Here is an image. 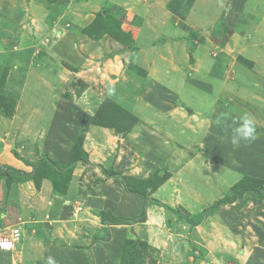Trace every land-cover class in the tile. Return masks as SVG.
I'll return each instance as SVG.
<instances>
[{
  "label": "crops",
  "instance_id": "crops-1",
  "mask_svg": "<svg viewBox=\"0 0 264 264\" xmlns=\"http://www.w3.org/2000/svg\"><path fill=\"white\" fill-rule=\"evenodd\" d=\"M106 3L127 11L124 25L133 32V48L125 53H130L131 63L146 73V85L160 100L144 103L138 112L134 111L138 123L132 133L125 138L119 135L122 144L115 141L119 148L115 163L119 168L113 164L114 171H123L120 168L124 165L121 155L127 151L125 143L132 142L131 135L135 133L136 141L139 137H146L148 128L154 121L158 125L162 116H171L170 119H179L193 127V136L206 133L210 137V133L205 132L209 123L204 118L212 115L230 138L231 130L240 118H224L218 101L251 115L256 120L257 138L264 143V132L256 123H264V0H0V21H5V25L0 23L2 150L6 141L17 147L16 151H22L21 156L26 159L31 154L29 152L36 151L38 156H47L63 167L69 164L78 138L84 135L81 147L87 154V162L75 163L63 191H54L51 180L46 178L40 180L39 190L31 179L19 184L23 189L27 186L36 192V197L27 203L35 209L34 213H41L38 216L43 228L54 225L56 234L62 229L58 225L77 227L71 229L78 234L69 231L72 236L63 229L66 242L59 240L57 245L42 248L38 258L42 264H47L49 256L56 264H120L123 241L128 238L130 229L140 235L137 230L143 231L148 222L149 212L146 211L143 222L110 224L111 220L132 219L140 215L143 201L141 197L127 193L119 178L107 177L99 170L88 168L89 163L102 164L100 151L95 149L100 143L97 136L109 132L91 122L104 98L100 94L103 89L93 83L106 76L102 70L98 77V44L104 40H94L74 30L87 27ZM128 5L132 7L125 8ZM245 11L253 13L257 21L245 25L242 33L233 31L222 46L210 38L212 27L218 21L233 30ZM134 20L139 22L137 27L132 24ZM124 25L123 33L126 32ZM202 30L206 31L200 34ZM191 42L193 49L188 50ZM91 47H95L94 52ZM180 62L183 64L181 68ZM79 82L85 85L84 89H80ZM7 85L15 88V96L4 93ZM182 110L188 112L187 118ZM177 141H184V138L178 136ZM252 147L247 151L239 148L235 151L239 154L234 153L235 158L240 160L241 167L249 166L246 171L249 175L264 179V164L256 168L259 157ZM37 154L33 158L38 157ZM226 154L224 157L228 159L233 153ZM4 157L12 160L5 154ZM250 166L255 168L250 170ZM218 196L221 194L202 193V205L193 202L192 214L208 208ZM42 198L44 204L41 207L38 200ZM54 198L60 199L61 203ZM18 199L25 204L24 199ZM77 200L84 202L81 214L74 213ZM107 212L112 218H103L106 221L103 225L101 218ZM249 212L237 200L219 206L214 215L204 218L191 230V246L180 252L177 264H220L209 249V244L212 245L210 239L216 234L220 241L214 242L213 247L220 254L235 258L240 264H264V217L260 221ZM237 220H249L251 230H246V235L241 234L242 228L238 230ZM76 221L83 226H77ZM232 225L234 228L230 229ZM184 227L189 230L188 224ZM103 228L110 233L107 241L91 243L90 238H83L84 235L103 233ZM198 233L204 243L199 241ZM232 238L234 247L222 245V240L227 242ZM200 246L202 249L198 250ZM198 253L211 262L194 257ZM17 254L18 260H24L28 255L27 243L21 245Z\"/></svg>",
  "mask_w": 264,
  "mask_h": 264
},
{
  "label": "rangeland",
  "instance_id": "rangeland-1",
  "mask_svg": "<svg viewBox=\"0 0 264 264\" xmlns=\"http://www.w3.org/2000/svg\"><path fill=\"white\" fill-rule=\"evenodd\" d=\"M112 5L111 3L102 5L101 12L106 10L115 20L124 25L126 23L127 11L121 7L116 5H113L116 6L113 7ZM131 7L132 5H128L125 8ZM102 14L105 15L104 12H102ZM52 17L53 16H50V19H52ZM256 21L257 17L253 13L245 11L239 20V24L237 27L235 26L233 30L218 21L214 27H212L213 30L210 33V38L214 39L217 44L224 45L233 31L242 33L245 29V25L255 23ZM0 23L5 25L3 19ZM138 23V20H134L132 24L136 25ZM115 24L116 23L110 25L106 24V28L109 31L115 32L117 29L114 26ZM118 24L117 27L120 26V29L117 31L116 35L118 38L125 41L122 42L119 39L118 41L117 38H111L108 37V35L98 40H104L102 43L98 44L100 61L98 77L101 76L102 70H104L106 76L104 78L102 77V79H98V81H93L96 87L103 89L100 93L101 96L104 95V103H102V108L99 111V115L95 117V121L104 124L107 123L109 127H105V129H108L110 133L106 131L101 133V137L97 136L100 143L96 144L98 146L95 149L98 152L100 151L99 158H101L102 164H88V168H93L96 171L99 170V167L103 168V166L106 167L105 170L107 171H114L111 168L113 164L116 168H119L115 163L119 151L115 141L117 140L120 142L119 144H122L121 141H119L121 139L120 136L125 138L128 134L132 133L135 125L138 123V116L134 111L138 112L140 106H143L144 103L150 101L160 102L158 96H155L154 92L149 89L150 87L146 85V73L140 72L131 63L130 53H125L129 51L128 49L133 48V44H131L132 39L125 36L123 37V27ZM124 27L126 30L125 33L130 34L129 36L133 35L128 25H124ZM74 31L77 32V30ZM204 31L206 30H202L200 34ZM214 35H216V37ZM112 43L115 44V47ZM192 46L193 42L190 43L189 47L187 46V49H193ZM91 48L94 52L95 47ZM88 49H90V47H88ZM178 65L180 68L183 67L181 62ZM85 67L86 66H84V68ZM86 82L90 81L87 80ZM79 87H81L80 89L82 90L85 88V85L81 82ZM4 93L9 96L16 95L15 88L9 85L5 87ZM218 103L221 108H223L224 118L236 119L241 118L243 115H247L250 118L252 117L245 112L237 110L229 103H221L220 101H218ZM182 113L184 117L187 118L186 115H188V112L182 110ZM170 118L171 116L167 118L162 116L158 125L154 121L152 126H148L151 133L148 130L147 136L142 138L139 137L137 140L138 142L135 140V136H133L135 133L131 135L132 142H123L125 143V148L127 147V151L124 155L121 153L124 156L121 155L124 165H120L123 171L118 172L121 173L122 176L127 177V179H130L129 184L133 189L139 190L140 192L145 191L149 198L157 200L161 202V204L172 209H177L184 214L191 215L193 213L192 210L195 209L192 207L193 202L198 201L202 205L200 199L202 193L221 194V196H218V199H221L229 195L231 196L233 194L232 187L237 182L244 181L246 177L245 182L248 186L252 187L255 186L254 180H261L259 177L249 175L246 172L249 166L246 164L244 168L241 167L240 160L235 158L234 155L235 151L239 148H243L247 151L253 146L252 150L257 152L259 157V162L256 163V168L259 169V167L264 164V143L260 138L255 140L257 143L254 145L242 142L239 146H235L231 143L228 137L229 135H226V130L219 125V120L215 119L212 115L204 118L209 123V127L205 129V132L210 133V137H207L206 133L200 136L198 135L199 137L193 136V127L188 126L179 119L172 120ZM256 123L259 124L260 130L264 132V123L260 121ZM178 136L184 138V141H177ZM81 138V140H78L77 146L74 147L72 159L81 158L82 161H87V156L79 153V148L82 149L81 144L84 141V135L81 136ZM206 139H209V141ZM4 143V151L2 150V145L0 146V173H3L5 176V180H0V227H20L23 231V235H21L22 239L20 238L19 244L14 251L10 253L0 252V264H42L38 259L42 252V248L47 249L49 245H57L59 240L66 242V239L63 240L64 231L66 234L72 236L69 231L71 230L73 234H78L77 231H72V229H76L77 227L72 228L73 226L70 225L62 227V225H58V227L62 229L61 231L58 230V232H60L56 234L53 232L54 225L48 229H45V227L43 228L41 219L38 216L41 213L38 215L34 213L36 212L35 209H31L30 205L27 203L28 200L31 201V199L36 197V192L32 189L30 190L27 186L23 189L19 187V184L32 178L33 180L31 181L34 185L36 182L39 186L37 188L35 185V188L39 190L40 180L44 179L42 178L43 176H46L49 179H53L58 188H60L59 190L62 191L64 188L62 185V176L59 173L60 168L57 165L46 163L43 159L47 156H38L36 151L32 150L33 153L29 152L31 153L29 155L30 159H26L21 156L23 153L22 151L18 152L15 150L17 147H12L11 144L6 141ZM226 153L233 154L227 159L224 157L227 155ZM4 154L6 157L12 158V160H7ZM36 154L38 157L33 158ZM39 160H41L40 169L38 171H32V167L37 164ZM234 162L238 166L235 165ZM125 166H128L130 169H125ZM253 168L255 167L251 168L250 166V170ZM114 172L117 171L115 170ZM131 178H136L141 181H133ZM158 182H160L159 185ZM150 186L153 188L150 189ZM17 197L24 199L25 204ZM54 199H56L58 203H61L60 199ZM42 200L44 199L38 200L41 207L44 204ZM237 201H241L242 206L244 205L249 209V215L250 213L255 214V216L259 217L256 218L257 220L263 221L264 200L259 201L253 192L248 191ZM51 202L52 205H54V201ZM82 203L84 204L83 200H77L74 206ZM213 204L214 203H212V205ZM261 205H263L262 208ZM94 208L97 207L94 205ZM146 211L149 212L147 224L144 225L143 231L137 230L140 235L133 233L130 229L128 238L125 239L128 240V243L124 245L125 240L123 241L122 253H125V257L128 253L134 254V256L130 258L131 264H177L176 260L179 258L180 252H184L188 246H191V230H187L184 227L185 223L182 222L178 216L161 206L151 205L147 207ZM214 213L212 215H214ZM103 214V218L106 220L112 218L110 212ZM248 221L239 222V220H237L238 230H240V228L243 229L241 232L242 235L247 234L246 230H251ZM54 222L56 223V221ZM75 224L77 226H83L80 222L78 223V221H76ZM229 228H234V226L232 225ZM102 232L103 233L98 232L92 236L84 235L85 237L83 238H90L91 243H99L105 238L108 240L110 238L108 229L103 228ZM56 235L59 236L55 237ZM197 235L199 241L204 243L202 236L199 233ZM218 236L219 235L216 234L214 239H210L212 245L209 244L210 251L216 255L215 259H217L220 264H240L235 258L233 259L232 257L220 254L217 249L213 247L214 242L220 241ZM78 238L80 239V236H78ZM195 238H197L196 234ZM73 239H75L74 236ZM222 241L223 246L225 245L227 248L234 247V238L227 242L224 240ZM23 243H27L28 255L24 256V260L21 261L20 259L18 260L19 255L17 253L20 252ZM124 246L126 251H124ZM78 248L89 249L90 247L79 246ZM197 249L201 250L202 247L200 246ZM213 253H211V256H213ZM199 257H201L203 261L211 262V259L201 256L200 253L197 254L198 259ZM120 264H122L121 260Z\"/></svg>",
  "mask_w": 264,
  "mask_h": 264
},
{
  "label": "trees",
  "instance_id": "trees-1",
  "mask_svg": "<svg viewBox=\"0 0 264 264\" xmlns=\"http://www.w3.org/2000/svg\"><path fill=\"white\" fill-rule=\"evenodd\" d=\"M113 7H116V6H113ZM102 12H104L105 15H103ZM102 12H98L96 14L94 20L87 27H85L83 29L75 28V30H77L79 33H82V34L86 35L87 37H89L91 39H94V40H99V39H101V37H103L105 35H108L109 37L117 38V40L119 39L122 42L125 41V40H122V39L118 38L117 35H116L117 31L120 29V26L117 27V24L119 22L117 20H115V18L109 12H107L106 10H103ZM113 23H116L114 25L117 28L115 32L109 31L106 28V24L110 25V24H113ZM118 25H121V27L123 26V24H120V23ZM138 25H139V23L136 24L134 27H137ZM129 35L130 34H128V33H125V34L123 33V37L125 36L127 38H131L132 39L133 36H129ZM194 35H196V34H194ZM132 41L133 40H131V42ZM131 44H130V46H131ZM102 105L103 104H101V106L99 107V109L95 113V115L92 118L91 122H92V124L97 125V126L109 127L107 125V123L104 124V123H99V122L95 121V117H97L99 115V111L102 108ZM127 132H125V133H127ZM81 139L82 138L80 137L79 140H81ZM79 149H80L79 150L80 154H83L84 156L85 155L87 156V154L81 148H79ZM72 157H71V159L69 161V164L66 165V166H63V167H60L56 162L50 160L48 157H44V159H43L46 163L51 164V165H57L60 168L59 169V173L62 176L63 188H66V185L68 184V182L70 180V175H71V172H72V168L75 165V163L81 161L83 164H85L87 162V161H82L81 158L72 159ZM40 165H41V160H39L37 162V164H35L33 167L31 166L32 167V171H38L40 169L39 168ZM99 170L104 175H106L108 177H114V178L121 179V183L123 185V188H124V190L127 193L137 195V196H139V197H141L143 199L142 212H141V214L138 217H135V218H132V219L118 218V219H115V220H111L110 224H127V225L131 224L132 225V224L137 223V222H143L146 219V209H147V207L151 206V205H155V206H161V207L165 208L166 210H168L169 212H171V213L175 214L176 216H178V218L182 222H184L185 224L189 225V230H192L194 227L199 225L204 220V218H206L208 216H211L218 209L219 206L233 203L234 201H236L239 198H241L248 191L253 192L256 195V197H257V199L259 201L264 200V179L254 180L255 186L252 187V186H248L247 183L245 182L246 178H247L246 177L244 181H239L232 187V193L233 194L231 196L229 195L227 197H223L221 199H218L210 207L205 208V209H203L202 211H200V212H198L196 214H192V215L188 216V215L180 212L177 209H172V208H170L168 206H165V205L161 204V202H159L157 200L149 198L146 195L145 191L144 192H140L139 190L137 191V190L133 189L130 186V184H129L130 179H127V177L122 176L121 173L114 172V171L110 172V171H107V170H105V169H103L101 167H99ZM42 178L49 179L46 176L45 177L43 176ZM131 179L133 181L134 180H138L136 178H131ZM0 180H5V176H4L3 173H0ZM31 180H33V179L31 178ZM50 180L52 182L54 191L60 192V190H59L60 188H58V186L55 184L54 180L53 179H50ZM139 181H141V180H138V182ZM159 183L160 182H158V185H159ZM35 185H36L37 188L39 187L36 182H35ZM149 188L152 189L153 187L150 186ZM101 223L103 225L106 224V221H105V219H103V217L101 218ZM102 241H107V238H105ZM126 243H128V240L124 241V245ZM124 251H126L125 246H124ZM124 254L125 253H122V256H121L122 264H131V259L130 258H132L134 256V254L133 253L132 254L128 253L126 257L124 256ZM194 257L197 258V255L194 254Z\"/></svg>",
  "mask_w": 264,
  "mask_h": 264
},
{
  "label": "clouds",
  "instance_id": "clouds-1",
  "mask_svg": "<svg viewBox=\"0 0 264 264\" xmlns=\"http://www.w3.org/2000/svg\"><path fill=\"white\" fill-rule=\"evenodd\" d=\"M57 35H59L57 33ZM257 139L255 121L247 115L241 116L236 122V126L231 130L230 141L233 145L239 146L243 143H251ZM47 264H56L55 259L51 256L47 258Z\"/></svg>",
  "mask_w": 264,
  "mask_h": 264
},
{
  "label": "built area",
  "instance_id": "built-area-1",
  "mask_svg": "<svg viewBox=\"0 0 264 264\" xmlns=\"http://www.w3.org/2000/svg\"><path fill=\"white\" fill-rule=\"evenodd\" d=\"M83 203L76 204L74 213L78 214L83 210ZM20 227H0V252H12L21 238Z\"/></svg>",
  "mask_w": 264,
  "mask_h": 264
}]
</instances>
